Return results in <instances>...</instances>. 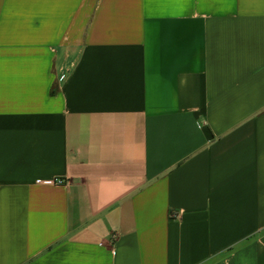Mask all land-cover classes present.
Instances as JSON below:
<instances>
[{
	"label": "crops",
	"instance_id": "0c3cea01",
	"mask_svg": "<svg viewBox=\"0 0 264 264\" xmlns=\"http://www.w3.org/2000/svg\"><path fill=\"white\" fill-rule=\"evenodd\" d=\"M0 264H264V0H0Z\"/></svg>",
	"mask_w": 264,
	"mask_h": 264
},
{
	"label": "built area",
	"instance_id": "2783aa9c",
	"mask_svg": "<svg viewBox=\"0 0 264 264\" xmlns=\"http://www.w3.org/2000/svg\"><path fill=\"white\" fill-rule=\"evenodd\" d=\"M45 183H50V182H45ZM55 183L56 184H63V181L62 180H56Z\"/></svg>",
	"mask_w": 264,
	"mask_h": 264
}]
</instances>
